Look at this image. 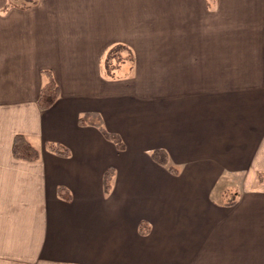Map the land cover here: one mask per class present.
Returning a JSON list of instances; mask_svg holds the SVG:
<instances>
[{"label":"crops","instance_id":"1","mask_svg":"<svg viewBox=\"0 0 264 264\" xmlns=\"http://www.w3.org/2000/svg\"><path fill=\"white\" fill-rule=\"evenodd\" d=\"M7 3L0 264H264V0ZM228 177L235 197L214 198Z\"/></svg>","mask_w":264,"mask_h":264},{"label":"trees","instance_id":"2","mask_svg":"<svg viewBox=\"0 0 264 264\" xmlns=\"http://www.w3.org/2000/svg\"><path fill=\"white\" fill-rule=\"evenodd\" d=\"M38 1L39 0H8V3L6 4L5 8H8L10 6H16L19 8H27V7H30L36 4ZM208 1L210 4H214L217 0H208ZM46 75L48 79H47V82H45V84L42 86L39 99H38L39 106L42 109H46L50 105H52L60 95V88L54 76L52 75L51 71L49 70L46 71ZM104 134H106L108 138H111L112 140H114L117 143V145H119L120 147L122 146L121 140L116 135L109 133L105 130H104ZM47 147L51 151H54L61 155L69 154V150L63 145L49 143ZM13 151H14L15 156L19 158H24L28 160H36L39 158V150L23 134H17L15 136ZM152 155L154 159L161 162L163 165H166V166L168 165L171 170L173 171L177 170V168L170 163L169 158L167 154L165 153V151L161 149H157L152 153ZM112 172H113V169L109 168L105 173L104 185L107 191L109 190L111 186V182L113 178ZM61 194L65 197H69L68 193L65 192L64 190L62 191V189H61ZM141 228H144V226L142 225Z\"/></svg>","mask_w":264,"mask_h":264},{"label":"rangeland","instance_id":"3","mask_svg":"<svg viewBox=\"0 0 264 264\" xmlns=\"http://www.w3.org/2000/svg\"><path fill=\"white\" fill-rule=\"evenodd\" d=\"M124 53H125L124 55L125 59L127 58L126 60H130L129 54H127L126 51ZM118 56H120L121 58V52L119 53V49L118 47H116L115 49L109 51L108 59L109 61H112L118 64L119 61H122ZM233 179L234 178L232 177L224 178L225 182H222L221 184L215 187L216 188L215 192H213L214 198H218L219 196H224L223 199H225V201H228V202L230 201V199L234 198L235 193L240 189V185H238V183H231V182H234Z\"/></svg>","mask_w":264,"mask_h":264}]
</instances>
